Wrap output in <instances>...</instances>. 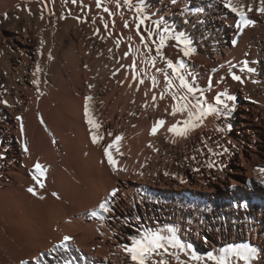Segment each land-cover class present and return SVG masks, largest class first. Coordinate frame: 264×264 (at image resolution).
Returning <instances> with one entry per match:
<instances>
[{
    "label": "bare ground",
    "instance_id": "1",
    "mask_svg": "<svg viewBox=\"0 0 264 264\" xmlns=\"http://www.w3.org/2000/svg\"><path fill=\"white\" fill-rule=\"evenodd\" d=\"M232 2L253 22L236 47L228 38L233 42L240 18L225 0H143L150 19L140 34L147 37L145 25L153 29L155 20L184 33L191 56L169 38L164 57L183 60L187 78L204 91L202 99L223 110L178 137L168 128L187 117L169 114L175 103L170 93L159 97L166 81L143 62L147 49L136 30L135 7L123 0L119 6L117 0H101L99 7L96 0H0V264H134L124 249L129 237L145 230L167 235L170 228L202 256L246 245L256 249L251 264H264V173L259 172L264 168V14L260 0ZM152 39L159 36L148 39L156 55ZM133 61L140 73L135 80ZM245 62L255 71H247ZM37 64L42 71L34 75ZM156 67L171 75L159 56ZM37 79L39 85L33 83ZM220 93L238 98V116L227 96L222 99L230 113L215 103ZM87 96L93 97L89 107L98 128H90L85 117ZM161 119L165 124L153 135V124ZM117 135L122 136L118 151L110 149L118 161L114 171L105 148ZM181 148L198 158L184 162L179 172L172 161ZM37 161L48 168L40 178L43 187L33 179ZM160 167L178 171L185 188L177 192L180 187L165 180L156 191L157 183L145 180L149 169ZM114 189L113 210L104 219L91 217ZM222 189L226 192L219 193ZM64 236L72 237L67 247L52 251ZM180 256L193 264L185 253ZM164 259L177 264L167 255H154L150 264Z\"/></svg>",
    "mask_w": 264,
    "mask_h": 264
},
{
    "label": "snow or ice",
    "instance_id": "2",
    "mask_svg": "<svg viewBox=\"0 0 264 264\" xmlns=\"http://www.w3.org/2000/svg\"><path fill=\"white\" fill-rule=\"evenodd\" d=\"M73 4L77 3V0H71ZM124 4H127L129 8L135 7V11L138 14L137 19H139V23L136 25V30L139 35L140 41L144 44V47L147 49V58L144 59L145 65H150L152 68H155L157 72H160L163 74L164 79L166 81V87L164 91L160 92L159 97L160 99H164L166 93L171 94V98L175 103L171 107V112L169 113L172 116H176L178 113L181 115L186 114V119L183 121H176V123L172 124L168 128V132L174 134L178 137H185L187 136L188 132L191 130H194L195 128L199 127L202 123L205 117L211 114H221L222 109L214 107L211 104L206 103L202 97L204 96V91L202 89H197L194 87L193 83L187 78L190 73H188L186 65L183 60H181L179 63L174 62L171 59H166L164 57V54L162 52V49L164 48L166 41L171 38L177 42L178 45H182V51L183 55L185 57H190L193 49L190 47L191 41L185 36L184 33L176 32L174 29H171L168 26L162 27V21L161 20H155L153 21L154 28L149 29L146 25L144 28V31L147 32V37H145L143 34H140V27L141 25L145 24V21L150 19V16L145 13V8L143 5V0H140L139 3L133 4V0H123ZM97 7L101 6V0H96ZM173 3H175V0H173ZM117 4L119 6V0H117ZM225 6L230 8L232 12L236 13L240 18V23L236 25L238 29H241V25L247 26L251 23H253L251 20L246 18V12L238 5H234L232 0H225ZM259 12L264 14V0H260V7ZM105 12H108V8H104ZM247 11H252L251 8H248ZM105 27L107 28L108 25L105 24ZM125 27H128L127 22H125ZM159 36V40L152 39L151 43L155 45V53L156 55H151L153 52V48L148 44V39H151L154 36ZM233 43L235 44L236 41L234 40ZM127 55V53L125 54ZM159 56L161 59H165L167 69L171 70V75L168 71H166L164 68H157L156 67V58ZM49 58L51 59V55L49 54ZM133 69L134 75L133 80H135L140 73L135 72L136 69V62L133 61V63L129 66ZM245 68H247V71L253 72L255 69L248 68L247 62H245ZM244 68L241 69L243 71ZM42 69L39 64L36 66V72L37 74L41 72ZM147 74V73H145ZM234 80L241 81V77L233 73ZM152 80V87L156 88L158 85V81L155 76L151 77ZM141 84L144 83L143 79H140L139 81ZM242 82V81H241ZM33 83L39 85V80H34ZM91 88L92 85H89ZM199 92V96L196 95V93ZM43 93H41L42 95ZM147 95V93H145ZM223 96H227V99L229 101H233L236 98L232 95H228L227 93H220L215 96V103L217 105H223L224 109H228V112L230 113L232 109L228 108V105L225 103V101L222 99ZM93 99L92 96L85 97V117L87 119L88 124L90 125V128H98L99 124L96 122L91 114V110L89 107V102ZM153 101L157 99L156 95H153L152 97ZM4 104H7V101H3ZM147 107V105H145ZM167 112L168 110L165 109ZM18 120H20V117H17ZM43 123V121H41ZM165 124V121L163 119L156 121L153 124V127L151 129V132L153 135L156 134L158 129L162 127ZM231 126L229 125V128ZM24 131L23 122L21 120V132ZM111 135V133H109ZM92 140L94 143L98 142V137L95 133L92 134ZM122 140V136L117 135L115 137V140L113 144H109L105 148V155L107 156L108 163L113 167L114 171L119 170L117 165L118 161L113 158V155L110 151L114 146L117 148L118 151V145L119 141ZM151 146V145H149ZM24 151L28 152L27 144H24ZM211 151V149H209ZM122 155V153H120ZM211 167V165H209ZM47 166L41 165L39 161L34 165V173H33V179L36 180L38 184L43 187L41 177H46L47 173ZM260 173H264V168L259 169ZM167 175V173H166ZM264 183V180L261 181ZM28 192L32 193L33 195H36V192L34 188L29 187L27 189ZM117 190L114 189L110 194L109 198H106L104 201H102L98 209H94L90 211L89 215L93 218H99L104 219L103 213H109L113 209L110 206V198L115 197ZM53 195H56V193H53ZM43 199V197H41ZM169 234L164 235L162 234L161 230H145L144 233H142L139 237L132 236L129 237L131 240L130 245H124L125 251L129 254L131 261L134 262V264H150V262L153 259V256H170L173 259L177 261V264H188L187 260H181L180 253H185L189 256V259L193 262V264H199L200 261H211L213 264H232L231 257H238L239 259L246 262V264H251L252 258L256 256V249L252 247H248L246 245H229L228 247L222 248L219 251V254H215L214 252H208L206 256H202L199 254L191 244H185L182 242L176 235V230L174 228H170L168 230ZM72 240V237L70 236H64L62 241L55 246V248L52 251H55L56 248L64 247L66 248L68 245V242ZM172 251H169V250ZM21 264H28L27 261H22ZM154 264H169V261L164 260H157L154 262Z\"/></svg>",
    "mask_w": 264,
    "mask_h": 264
},
{
    "label": "rangeland",
    "instance_id": "3",
    "mask_svg": "<svg viewBox=\"0 0 264 264\" xmlns=\"http://www.w3.org/2000/svg\"><path fill=\"white\" fill-rule=\"evenodd\" d=\"M229 39V42L231 43V45H232V38L231 37H229L228 38ZM234 109H233V113H235V115H239L238 113V106H239V100H238V98H236L235 100H234ZM237 120H239V117H237ZM236 122H234V124H235ZM233 126H235V125H233ZM262 130V129H261ZM263 133H264V130H263ZM261 143H259L256 147L258 148V146L260 145ZM181 152H180V154L178 153V159L176 158V159H174L173 161H172V163L175 165V167L179 170V172H181V170H182V167H183V163L184 162H187V161H190V162H192V159H197L198 158V154H197V152H192L189 148H184V150L181 148V150H180ZM186 153V154H185ZM183 154H185V155H183ZM195 156V157H194ZM187 157V158H186ZM183 161V162H182ZM177 164H179V165H177ZM181 167V168H180ZM150 170V172L148 173L147 172V174H146V176H148V177H146V180L145 181H147V182H151V181H153V182H155V183H157V188H156V191L158 190H160L159 189V181H168V183H170V184H174L173 186L175 187V185H177L178 187H180L179 188V190L177 189V192H180V191H182V189H184L185 188V184H184V181H183V177H179L180 176V173L177 171H175V173L173 172V173H169V172H167V171H165L163 168H157V169H149ZM158 171V172H157ZM154 172V173H153ZM187 172L189 173V176H190V173H191V170L189 169V167H188V169H187ZM160 173H161V175H160ZM166 173L168 174V175H166ZM150 174V175H149ZM158 174V175H157ZM175 174V175H174ZM163 179V180H162ZM169 179V180H168ZM156 180V181H155ZM179 182H178V181ZM246 180V179H245ZM248 180V179H247ZM170 181V182H169ZM177 181V182H176ZM181 181V182H180ZM249 181V180H248ZM178 183V184H177ZM226 192V190L225 189H222V190H218V192L219 193H221V192ZM56 199H59L57 196H56ZM106 198L104 197L103 198V200H105ZM68 223H70V221L68 220L67 221ZM26 261H28V260H26Z\"/></svg>",
    "mask_w": 264,
    "mask_h": 264
}]
</instances>
